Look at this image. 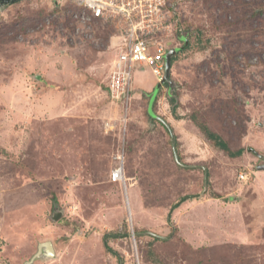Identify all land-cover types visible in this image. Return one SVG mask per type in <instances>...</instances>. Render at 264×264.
<instances>
[{
  "label": "rangeland",
  "instance_id": "obj_1",
  "mask_svg": "<svg viewBox=\"0 0 264 264\" xmlns=\"http://www.w3.org/2000/svg\"><path fill=\"white\" fill-rule=\"evenodd\" d=\"M174 1L170 83L151 101L133 69L128 104L112 27L83 38L73 0L0 5V264L47 242L31 264H264V0Z\"/></svg>",
  "mask_w": 264,
  "mask_h": 264
},
{
  "label": "built area",
  "instance_id": "obj_2",
  "mask_svg": "<svg viewBox=\"0 0 264 264\" xmlns=\"http://www.w3.org/2000/svg\"><path fill=\"white\" fill-rule=\"evenodd\" d=\"M79 7L74 13L77 32L83 38L91 37L92 26L107 25L115 30L110 38V48L116 50L109 76L108 92L114 100L128 104L132 97L133 69L145 71L150 65L158 82L165 75L164 57L169 51L166 33L172 32V20L176 15L174 0H73ZM124 152V144L122 147ZM117 164L111 171L113 183L126 182L123 155L117 156ZM240 180L248 176L241 173ZM135 264H141L136 253Z\"/></svg>",
  "mask_w": 264,
  "mask_h": 264
},
{
  "label": "water",
  "instance_id": "obj_3",
  "mask_svg": "<svg viewBox=\"0 0 264 264\" xmlns=\"http://www.w3.org/2000/svg\"><path fill=\"white\" fill-rule=\"evenodd\" d=\"M21 0H0V5L1 6H5V5H10V4H14L16 2H19ZM186 41V44L188 45V41ZM178 52V49H173V50H169L167 52V54L165 55L164 57V60H165V75L162 79L161 82H158L155 89L153 90V93H152V100H154L156 94L158 93V91L160 90V88L166 84V83H170L169 81V77H170V73H171V61H172V58L176 55V53ZM152 116L155 117V115L152 113ZM157 119L161 120L159 117H156ZM162 121V120H161ZM163 122V121H162ZM169 131H170V134L172 135V142H173V145H174V154H175V157L178 159L177 157V152H176V148H175V137L171 131V129L169 128V126L167 125ZM260 170H264V165L260 167ZM55 257V251L52 247V244L51 242H47V243H43V244H40L39 246V249H38V253L32 258V261L30 262L33 263L35 260L37 259H48V258H54Z\"/></svg>",
  "mask_w": 264,
  "mask_h": 264
},
{
  "label": "trees",
  "instance_id": "obj_4",
  "mask_svg": "<svg viewBox=\"0 0 264 264\" xmlns=\"http://www.w3.org/2000/svg\"><path fill=\"white\" fill-rule=\"evenodd\" d=\"M199 125H200L199 126L200 129L208 136V138L210 140H213V141L216 140L215 144L218 147L223 148V149H227V145L223 141L219 140L215 134H212L205 125H203V124H199Z\"/></svg>",
  "mask_w": 264,
  "mask_h": 264
},
{
  "label": "crops",
  "instance_id": "obj_5",
  "mask_svg": "<svg viewBox=\"0 0 264 264\" xmlns=\"http://www.w3.org/2000/svg\"><path fill=\"white\" fill-rule=\"evenodd\" d=\"M143 72H144V71H143ZM157 83H158V82H157ZM156 85H157V84H154V85H152V87H151L150 85H149V86H143V88H142V92L147 93V91H148V90H147V89H148L147 87H151V88H150V89H151L150 92H151V91L153 92V90L155 89ZM139 87H140V86H139ZM262 172H264V170H262Z\"/></svg>",
  "mask_w": 264,
  "mask_h": 264
}]
</instances>
